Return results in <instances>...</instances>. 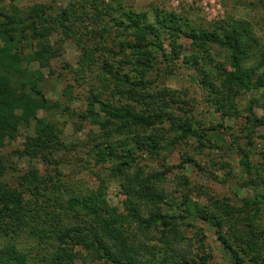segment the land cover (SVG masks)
I'll list each match as a JSON object with an SVG mask.
<instances>
[{"label": "trees", "instance_id": "obj_1", "mask_svg": "<svg viewBox=\"0 0 264 264\" xmlns=\"http://www.w3.org/2000/svg\"><path fill=\"white\" fill-rule=\"evenodd\" d=\"M3 1L0 0V149L17 139L20 128L32 130L33 134L26 135L23 149L13 151V156L43 158L52 163L54 153L63 148L59 123L39 116L41 111L50 113L60 105L43 93L47 77L41 69L32 67L38 63L44 68L58 57L57 50L44 47L56 32H61L63 39L77 42L82 53V72L99 68L98 77L105 74L101 80L113 83L115 93L132 97L138 103L145 102L150 107L116 103L104 97L101 91H93L86 100L84 113L71 112L69 106L62 110L69 119L99 127L101 133H94L90 140L91 152L97 164H113L110 176L119 183L126 197V213L109 203L108 186L101 177L97 189L86 195L66 197V187L61 183L58 170L53 176H42L37 168H32L22 177L26 190L13 187L2 176L6 173L5 163H11V157L0 155V236L14 240L30 230L41 245L49 242L50 248L32 259L18 245L8 242L0 247V264H74L82 255L81 251L77 252L78 247L88 254L103 257L110 264H208L206 234L197 224L187 223L191 218L215 226L219 241L232 252L236 264H264V228L259 223L264 218V174L257 165H252L250 153L244 154L241 165L247 175L252 176L254 172L256 178L242 185L252 189V197L243 198L241 206L230 204L227 198L214 197L205 205L192 200L191 191L184 193L178 203L163 186L164 172L146 173L141 167L132 171L138 161L134 153L141 151L158 156L191 138L198 140L197 148L202 150L207 147L205 135L190 122L172 114V102L177 104L178 101L175 92L166 90L171 101L166 100V94L160 98L150 94L146 97L134 89L138 84L131 82L130 74L114 71L108 63L100 65L97 55L98 52L117 54L108 40L112 25L122 31L132 29L137 43L130 42L127 47L131 49V64L141 83L154 70L157 60L158 50L150 49V46L155 47L153 41L159 40L162 33H169L171 51L175 59H179L183 47L177 41L185 35L194 50L185 59L223 116H235L239 96L257 93L246 106L251 132L256 126L264 127V114L258 116L254 111L260 101L264 110V49L257 44L252 27L216 25L209 31L186 29L182 18L162 11L157 13L154 24L146 14L122 11L121 7L102 0H75L58 12L52 5H36L23 11L16 5L19 0H9V6ZM117 13L122 16L120 19ZM107 14L115 15L111 17V26L103 23ZM125 46L122 44L121 48ZM214 46L226 56L230 70L226 65L215 67L212 64ZM156 47L164 49L162 43L157 42ZM207 66L211 73L206 70ZM64 96L68 101L74 100L70 86ZM187 112L189 110H184L185 114ZM167 132H172L173 136H167ZM115 137L121 139L120 146H116ZM253 144L251 141L250 145ZM189 160L192 162L191 158ZM180 179L184 191L191 182L184 175ZM49 185L53 187L54 197L48 196L45 202L39 203V199L47 196L43 189ZM27 191L35 195V200L26 199ZM192 227L196 228V233L188 238ZM158 234L161 244L154 242ZM186 241L192 248L191 242L198 244L194 246L199 254H194L192 249L180 250L179 245Z\"/></svg>", "mask_w": 264, "mask_h": 264}, {"label": "rangeland", "instance_id": "obj_2", "mask_svg": "<svg viewBox=\"0 0 264 264\" xmlns=\"http://www.w3.org/2000/svg\"><path fill=\"white\" fill-rule=\"evenodd\" d=\"M75 0H19L17 6L23 11H28L36 5H52L56 12L66 8ZM106 4L121 7L122 11H133L138 14H146L150 22L156 24L155 18L157 13H175L182 18L185 28H197L203 30H212L216 25L229 26H249L253 29V34L257 44L264 49V0H224L223 3H212V0H102ZM9 0L3 1V4L9 6ZM92 13V7L89 6ZM117 19L122 16L115 14ZM114 14H107L103 17V23L111 26V17ZM101 26V25H100ZM99 28V26H96ZM178 43L183 47L182 55L175 59V54L171 49V37L169 33H162L159 40L150 38L154 46L150 49L158 50L157 60L154 62V70L141 83L140 78L132 67L133 58L131 49L127 44L130 42L137 43L136 33L132 29L127 31L118 30L112 25L111 34L108 40L115 48L117 54L109 55L107 52H98L100 65L108 63L112 65L114 71L119 73L127 72L131 76V82L139 93L147 97L148 94L155 95L156 98L165 95L166 100L171 101V96L167 91L175 92L177 95V104L172 102V114L180 119H184L193 125V128L204 134L207 147L202 150L197 148L199 142L196 138L187 139L186 142L180 143L175 148L168 151H162L158 156L136 151L138 161L134 164L132 171L141 167L146 173L164 172L163 186L171 198H176L178 203L183 199L184 193H190L192 200L201 202L205 205L209 203L211 197L224 199L227 198L229 203L235 206L242 205V199L251 198L252 189L242 187L246 182L256 178L253 172L252 176L243 171L241 158L245 153H250L252 165H257L264 174V127L256 126L250 132L251 123L248 119L246 106L248 101L257 94L256 92L242 94L238 97V106L235 116L225 117L222 111L217 109L215 101L209 95L208 90L201 87L195 71L191 64L187 63L185 57L194 53L191 41L181 35ZM61 32H56L51 36L44 47L57 50L58 57L50 60L46 67L42 68L36 63L32 67L41 69L47 77L43 84V93L54 103L60 105L58 110L50 113L41 111L40 117L51 119L59 123L62 129V149L54 153V162L48 163L46 159L28 157L21 158L11 155L16 149H23L26 135L33 134L32 130L20 128L16 140L8 142L5 148L0 149V155L11 157V163H5L6 173L3 178L13 187H22L26 190L27 184L23 181V176L28 175L32 168H37L42 176H53L56 170L60 173L61 183L65 185V195H86L88 192L98 188L99 177L104 178L108 188V201L113 207H117L120 212L126 213L124 202L126 197L122 194L121 187L113 177L110 176L112 163L97 164L94 154L91 152V138L93 134L101 133L99 127L88 123H80L77 119H69L62 110L69 106L71 112L78 114L86 110V100L91 92L101 91L104 97L111 98L116 103L129 104L139 108L150 107L147 103H138L132 97H121L113 83H107L101 79L106 76L101 74L99 68L87 70L85 73L80 68L81 51L77 42L73 39H63ZM86 40V38H83ZM104 42L103 40H101ZM162 43L164 49L156 47ZM126 45L123 49L121 45ZM212 64L216 67L219 64L226 65L224 53L214 46L212 49ZM135 60V59H134ZM206 67V70L210 72ZM133 69V70H132ZM211 73V72H210ZM214 76V75H213ZM195 77V79H194ZM71 87L74 100L68 101L64 92ZM130 87V86H129ZM167 90V91H166ZM114 93V94H113ZM142 100H144L142 98ZM159 102V101H158ZM263 102H258L254 111L258 116L264 114L262 109ZM157 106V105H156ZM184 110H189L186 114ZM234 114V113H233ZM162 127V125L160 126ZM166 130L169 126L164 124ZM165 132V131H164ZM254 132V133H253ZM147 134H150L148 131ZM167 136H173L172 132H167ZM116 146H120L121 139L115 137ZM253 141V145L250 142ZM120 150V149H119ZM244 150V151H242ZM142 157H140V156ZM192 159V162L189 160ZM189 161V162H188ZM186 176L191 184L184 191V184L180 177ZM44 190L47 196L39 199L45 202L48 196L54 197L51 193L52 186H47ZM43 190L41 192L43 193ZM64 193V192H63ZM26 199L35 200V195L29 191L25 193ZM178 208V207H177ZM181 210V208H178ZM176 210V208H175ZM70 220L68 219L66 223ZM197 224L204 229L206 234L205 242L208 245L207 252L210 254L208 264H236L232 257V252L227 250L218 235L215 233L216 228L213 224L203 221L199 218L187 219V223ZM197 222V223H196ZM264 228V218L259 221ZM242 229L244 227L241 226ZM196 233V228H190L187 233L191 238ZM160 234L157 235L155 243ZM39 238L34 236L30 230L22 232L14 240L0 236V247L8 242H13L25 253H28L32 259L39 257L42 252L49 250V245L39 242ZM195 241V239H194ZM191 242V241H190ZM193 248L188 245V241L179 245L180 250L192 249L197 254V245L194 242ZM196 245V246H194ZM182 247V248H181ZM77 252L81 251V257L75 260L74 264H110L105 259L98 258L97 255L88 254L87 251L76 248ZM157 252V250H156ZM199 254V253H198ZM203 254V253H200ZM39 264H43L39 262Z\"/></svg>", "mask_w": 264, "mask_h": 264}, {"label": "built area", "instance_id": "obj_3", "mask_svg": "<svg viewBox=\"0 0 264 264\" xmlns=\"http://www.w3.org/2000/svg\"><path fill=\"white\" fill-rule=\"evenodd\" d=\"M224 0H212V3H223Z\"/></svg>", "mask_w": 264, "mask_h": 264}]
</instances>
